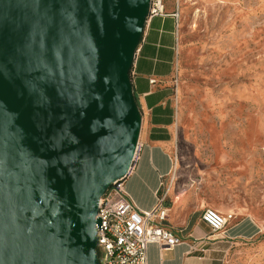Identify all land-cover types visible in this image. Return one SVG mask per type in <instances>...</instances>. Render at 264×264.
<instances>
[{"label":"water","instance_id":"95a60500","mask_svg":"<svg viewBox=\"0 0 264 264\" xmlns=\"http://www.w3.org/2000/svg\"><path fill=\"white\" fill-rule=\"evenodd\" d=\"M151 0H0V264H101L99 200L128 174Z\"/></svg>","mask_w":264,"mask_h":264},{"label":"rangeland","instance_id":"374dc122","mask_svg":"<svg viewBox=\"0 0 264 264\" xmlns=\"http://www.w3.org/2000/svg\"><path fill=\"white\" fill-rule=\"evenodd\" d=\"M163 2L179 16L168 182L260 225L256 236L221 247L219 264H264V0Z\"/></svg>","mask_w":264,"mask_h":264},{"label":"crops","instance_id":"0c3cea01","mask_svg":"<svg viewBox=\"0 0 264 264\" xmlns=\"http://www.w3.org/2000/svg\"><path fill=\"white\" fill-rule=\"evenodd\" d=\"M176 12L174 3L167 2L161 13L150 15L136 51L131 80L142 112V125L125 189L132 202L143 210L153 208L158 196L165 194L169 215L164 226L181 239L172 247L150 243L148 264H219L221 247L233 244L235 239L254 237L261 227L250 216L231 212L233 217L225 229L212 233L201 220L202 212L213 208L227 214L228 208L206 206L195 192L177 190L168 182L175 168L171 150L178 125L179 16Z\"/></svg>","mask_w":264,"mask_h":264},{"label":"built area","instance_id":"2783aa9c","mask_svg":"<svg viewBox=\"0 0 264 264\" xmlns=\"http://www.w3.org/2000/svg\"><path fill=\"white\" fill-rule=\"evenodd\" d=\"M163 7V0H151L150 15L161 13ZM175 15L178 17V12ZM132 167L133 164L128 174L115 180L99 200L100 223L96 229L101 264H148L150 243L172 247L181 242L180 237L164 226L169 215L165 194L159 195L156 205L149 210L139 208L129 198L125 179ZM232 217V213L223 214L213 208H206L201 214V220L212 233L223 231Z\"/></svg>","mask_w":264,"mask_h":264}]
</instances>
